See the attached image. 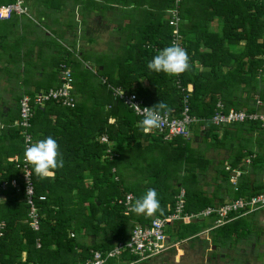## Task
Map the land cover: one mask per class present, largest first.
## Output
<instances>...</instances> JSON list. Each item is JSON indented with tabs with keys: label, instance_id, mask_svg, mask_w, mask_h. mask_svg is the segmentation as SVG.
Wrapping results in <instances>:
<instances>
[{
	"label": "trees",
	"instance_id": "trees-1",
	"mask_svg": "<svg viewBox=\"0 0 264 264\" xmlns=\"http://www.w3.org/2000/svg\"><path fill=\"white\" fill-rule=\"evenodd\" d=\"M116 1L128 23L123 28L125 38L118 45L110 42V51L65 50L55 70L44 74L41 68L32 71L36 66L32 58L19 56L20 35L0 50L1 63L16 65L17 79L35 91L59 86L58 66L65 63L71 69L77 95L74 107L47 101L34 108L29 128L32 142L52 136L64 160V167L46 179L37 177L31 166L33 199L40 215L37 231L28 223L22 172L16 166L25 150L21 128L15 125L21 95H16L13 107L0 106V183L13 178L19 182V190L10 183L0 189V222L4 223L0 264L83 262L91 257V250L104 251L125 240L133 223L148 224L153 217L171 213L182 188L186 212L222 203L221 190L230 191V198H248L264 191L260 179L264 175V122L257 119L216 125L211 121L217 102L223 104V111L232 108L264 114V0ZM171 8H177L182 18L181 42L191 63L189 71L177 76L180 87L175 76L147 67L159 50L171 45L172 26L166 16ZM22 16L31 17L28 13L10 19ZM8 48L12 54H6ZM188 86L190 113L198 119L189 138L164 140L155 130L144 133L138 127L142 119L112 94L114 88L121 87L126 93H136L149 107L164 101L173 109L171 115L177 116L188 91L181 88ZM27 87L25 94L32 95ZM102 134L107 135V142L100 140ZM215 147L227 150L229 156L213 168L203 148ZM250 156V163L244 164ZM226 163L243 170L236 189L230 185ZM209 166L214 169L215 182L211 194L200 187L198 177ZM122 167L125 174L139 175L142 181L126 183ZM148 188L156 189L163 215L126 213V195L132 194V205ZM216 198L221 200L216 202ZM256 214L253 211L217 227L214 231L221 232L217 241L225 243L231 236L237 243L245 240L243 244H247L249 237L257 241L260 229L250 220ZM190 233L196 235L195 231ZM85 235L102 240L87 245L78 240Z\"/></svg>",
	"mask_w": 264,
	"mask_h": 264
},
{
	"label": "built area",
	"instance_id": "built-area-1",
	"mask_svg": "<svg viewBox=\"0 0 264 264\" xmlns=\"http://www.w3.org/2000/svg\"><path fill=\"white\" fill-rule=\"evenodd\" d=\"M28 6L24 0H13L12 2L0 3V20L10 19L15 15L28 14ZM167 18L169 25L172 26L171 42L177 43L184 48L181 42L180 23L182 18L179 15L177 8H171L167 10ZM60 72V85L50 88L48 90H41L36 92L33 96L23 94L19 99V120L15 122L21 128V134L24 140V147L31 143V133L29 128L31 127V119L33 117L34 108L37 106H43L47 101H54L60 105L74 107L76 104V97L73 92V79L71 76V69L65 63H60L58 66ZM175 83L180 87L179 79L175 76ZM187 88V92L184 93L182 99V106L180 114L177 116L171 115L167 123L159 130H155L162 136L164 140L171 139L175 136H181L183 138L192 137L193 123L198 119L191 115L189 107V98L191 88ZM123 90L121 87L114 88L113 97L120 100L131 108L133 112L143 119L140 112L135 110L130 105L135 103L141 108L149 107L143 102V100L134 92L126 93L118 97V93ZM217 110L211 118L212 123L216 125H226L238 122H244L246 120L260 119L264 122V114L262 113H247L244 110H236L230 108L228 111H223V104L217 102ZM2 126L3 124L0 123ZM102 142H107L108 137L106 134H102L100 137ZM107 152H110L107 149ZM251 161V156L244 159V164L248 165ZM16 166L20 167L22 172V182L24 184L25 201L28 205L27 217L29 226L34 230H39L40 216L38 207L33 199V184L31 182V171L29 164L24 162L17 163ZM225 170L229 172V180L236 184L243 172L240 166L232 167L229 163L225 164ZM114 170V169H113ZM14 186L19 190V182L16 179L4 180L0 183V189H4L7 184ZM236 189V187H234ZM184 189H180L176 195V202L174 209L166 216L153 217L148 224L133 223L129 235L125 240L116 242L110 249L107 250H92L91 257L83 262L77 264H106L108 260L118 259L122 261V264H135L138 261L149 259L153 256L160 255L176 245L179 241H172L170 235L165 231V227L172 223H190L197 220H207L211 223L209 229H215L228 223L235 218L251 213L253 211H264V191L251 195L250 197H238L227 198L222 203L216 205L207 206L197 212H186L184 210ZM42 198V197H41ZM133 199L132 194H127L124 200V204L127 206L126 213H128L131 205L130 202ZM121 202V200H118ZM4 223L0 222V235ZM73 235V234H71ZM39 240L37 239V246H39ZM126 255V257H125ZM129 257H134L131 259Z\"/></svg>",
	"mask_w": 264,
	"mask_h": 264
},
{
	"label": "crops",
	"instance_id": "crops-1",
	"mask_svg": "<svg viewBox=\"0 0 264 264\" xmlns=\"http://www.w3.org/2000/svg\"><path fill=\"white\" fill-rule=\"evenodd\" d=\"M25 2L28 6L29 16L31 17L26 18L25 16H22L18 19H7L8 21L0 20V50L3 51V44L13 42L14 37L20 35L22 37V42L17 51L19 52L20 57L27 58L28 56V60H31L32 58L35 61L36 66H34L33 63L34 67L32 71L39 72L41 66L39 62L41 63L42 59L38 58V50H40L41 45L45 46L43 45V42L49 43V52L53 56L49 63L51 70L48 72H51L55 70L56 64H58L59 55L62 54V51L91 49L107 52L110 51L108 45L110 42H115L116 45H118L117 43L122 41L126 36V32L123 28L128 23V19L124 17L122 6L116 0H25ZM54 41L61 43L59 49L54 46ZM6 54H12V52L9 51V48L7 49ZM25 62L26 59L22 60L19 67L22 68ZM43 63H46L44 59ZM16 67L17 66L14 64H4L0 61V68L2 70L6 69L4 70L6 73L13 72L17 74L18 71ZM45 69H48V67ZM43 70V67H41V72H43ZM26 87L27 86L24 85V89ZM27 88H29V86ZM24 89L19 93L21 96L25 94ZM39 90L41 91L44 89L40 88ZM75 97L77 100V95H75ZM0 106L4 107L6 104L1 101ZM10 106L12 107L11 103ZM29 168L32 178L30 164ZM260 179L264 181V175H260ZM34 195L33 185V197ZM257 212L262 213L264 216L263 210ZM260 232L264 236V229ZM196 235L192 236L197 237ZM253 239L255 241V237H253ZM78 240L87 245H92L102 239L94 237L93 235H85ZM249 241L246 244L249 253L245 259H239V262H236V264H244V262L249 264V262H253L254 258L258 261H262V264H264V253L259 256V253L254 252V250L257 251L259 249L258 246H264V237L260 243L257 241V244H254V242L250 243ZM243 255L244 254L242 253L239 256ZM106 264H122V261L111 259L108 260Z\"/></svg>",
	"mask_w": 264,
	"mask_h": 264
},
{
	"label": "rangeland",
	"instance_id": "rangeland-1",
	"mask_svg": "<svg viewBox=\"0 0 264 264\" xmlns=\"http://www.w3.org/2000/svg\"><path fill=\"white\" fill-rule=\"evenodd\" d=\"M167 16V14H166ZM215 24H212V27H214ZM54 46H56L57 49H59V47L61 46V43H59L58 41H54ZM42 52V55H41ZM63 52V51H62ZM60 54V53H59ZM61 56V55H59ZM53 58V56L50 54L49 52V45L46 46H40V59L41 63L39 62V64H41L40 68L43 67V72L44 74H47L49 70H51V66H50V61ZM56 58V57H55ZM43 59L46 61V63H43ZM89 66V65H88ZM48 69H45L47 68ZM6 70V69H4ZM4 70H2L0 68V102H4L6 104V106H4L5 109L8 108V106H10V103L12 104V107L15 105L16 100H15V96L17 94H19L23 89H24V84L20 79H17V74H12L9 75L7 74ZM32 91L33 94L30 96H33L36 92L34 90V87L30 86L29 87ZM29 95V94H28ZM13 96V97H12ZM258 104V103H257ZM199 138L197 137L195 140H198ZM204 153L206 154L207 157H209L212 160V167L214 168L215 166H217L218 161H220L221 159L227 158L229 156V152L225 149H220V148H209L208 150H206L205 148H203ZM211 166H209V169L201 174H199V185L200 187L205 190L206 192H208V194H211L214 190V176H213V172L214 169ZM225 167V165H224ZM122 172L123 174H125L124 172L126 171L125 167H122ZM131 173H133V171H131ZM125 177L127 178L125 181L128 184H133L137 181H142V178L139 177V175H127L125 174ZM241 177V176H240ZM230 182V185L233 187H236V184ZM230 194L231 192H227L225 191L223 193V190H221L220 196L221 198L227 199L230 198ZM221 198H216V202H219L221 200ZM250 220L254 221V228H259L260 231H262V229H264V216L262 215V213L257 212V214L255 216H251ZM192 223V225H190L189 227H184L183 225H180L178 223H172L169 224L165 227V231L168 235H170V238L172 241H179V244L176 245L175 247H173L172 249L157 255V256H153L149 259H145V260H141L136 262L135 264H204V262H200L198 256L196 255V251H191V250H185L182 249V244L189 242L191 239L193 238H198L201 237V235L203 234H208L207 236L211 235L212 231L211 229H209L208 226L211 225V223H208L207 220H197L194 222H190ZM187 224V223H184ZM224 225V224H223ZM191 231H195V234H197V237H193L195 235H193L192 237L190 236L187 239H182L181 237H188L191 233ZM203 233V234H202ZM213 236V235H211ZM220 236V235H219ZM263 234H259L257 241L260 243L262 241L263 238ZM213 239H215L214 243L215 244H219L221 247V251H223V253H227V257L229 255H231L230 257H233V259L239 260V259H245L247 254L249 253V249L245 250L243 245H239L237 248L233 247L232 244L230 243H226V242H231L232 240H234V236H231V238L226 239V242H220L217 240H221L218 237V234H214ZM257 241H254L253 238H251V240L249 241L250 243L254 244L258 243ZM209 241H207V245L206 247L209 248ZM263 244V243H262ZM261 244V245H262ZM258 250H254V252L259 253L260 254L264 253V246H258ZM252 249V248H251ZM244 254L243 256H239L241 254ZM216 253H214L215 255ZM260 258V257H259ZM222 264H225V259L221 262ZM262 261H258L256 258H254L253 262H249V264H262ZM244 264H246V262H244Z\"/></svg>",
	"mask_w": 264,
	"mask_h": 264
},
{
	"label": "clouds",
	"instance_id": "clouds-1",
	"mask_svg": "<svg viewBox=\"0 0 264 264\" xmlns=\"http://www.w3.org/2000/svg\"><path fill=\"white\" fill-rule=\"evenodd\" d=\"M147 67L156 73L162 72L169 76H179L190 70L191 63L186 49L177 43H172L159 50L148 62ZM123 95L124 90H121L118 97ZM130 106L143 116V119L138 122V127L144 133L161 129L173 111L164 101L158 102L153 107L141 108L135 103ZM24 162L32 166L35 175L40 179L49 178L55 174V170L64 167L60 146L52 136L27 144L24 150ZM129 211L136 215L146 216H152L157 212L161 215L164 213L158 193L154 188H148L145 194L137 198Z\"/></svg>",
	"mask_w": 264,
	"mask_h": 264
},
{
	"label": "flooded vegetation",
	"instance_id": "flooded-vegetation-1",
	"mask_svg": "<svg viewBox=\"0 0 264 264\" xmlns=\"http://www.w3.org/2000/svg\"><path fill=\"white\" fill-rule=\"evenodd\" d=\"M216 229V228H215ZM215 229H212L211 235L214 236V234H218L219 237V233H217L216 231H214ZM224 233V231H223ZM203 234V233H202ZM208 234H203L201 235V237L198 238H193L191 239L189 242H186L184 244H182V249L187 250H191V251H196V255L198 256L200 262H204V264H222L221 262L225 259V264H236V262L238 263V260H234L233 257H230L231 255H229L227 257V253H223V251H221V247L219 244H215L214 243V239L213 236H207ZM221 235V232H220ZM244 239V238H243ZM248 240H250L249 238H246ZM247 240V241H248ZM207 241H209V248L206 247L207 245ZM245 240H240L239 243H237V241L233 240L231 242H226V243H230L232 244L233 247L237 248L239 245H243L245 246L244 248H246L248 250V247L246 244H243ZM245 249V250H246ZM214 253H216L214 255Z\"/></svg>",
	"mask_w": 264,
	"mask_h": 264
}]
</instances>
